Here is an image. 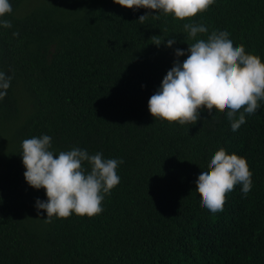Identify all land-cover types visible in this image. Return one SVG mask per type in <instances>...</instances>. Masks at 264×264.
<instances>
[{
	"label": "trees",
	"instance_id": "obj_1",
	"mask_svg": "<svg viewBox=\"0 0 264 264\" xmlns=\"http://www.w3.org/2000/svg\"><path fill=\"white\" fill-rule=\"evenodd\" d=\"M11 4L12 27L0 28V70L12 76L0 100V264H264V101L236 131L226 109L206 102L189 124L148 109L174 49L195 42L187 22L227 26L264 60V0H215L193 17L143 22L147 9L114 0ZM41 133L57 150L122 158L102 212L38 217L36 198L47 197L24 178L21 142ZM219 147L246 157L253 184L246 196L234 185L211 212L196 176Z\"/></svg>",
	"mask_w": 264,
	"mask_h": 264
},
{
	"label": "clouds",
	"instance_id": "obj_2",
	"mask_svg": "<svg viewBox=\"0 0 264 264\" xmlns=\"http://www.w3.org/2000/svg\"><path fill=\"white\" fill-rule=\"evenodd\" d=\"M115 3L136 11H148L138 17L143 22L149 15L172 14L175 18L193 17L207 9L215 0H114ZM156 10V11H151ZM11 0H0V28H11ZM188 37L195 42L187 49L175 48L176 59L163 76L159 87L148 99V109L153 117L180 124L197 121L207 103L226 109L225 116L232 131L253 114L264 101V60L258 54L247 52L235 40L227 26H217L209 31L207 25L190 21L183 25ZM207 33L206 38H198ZM13 36L19 33L13 31ZM175 36L164 41L171 47ZM161 42H156L159 45ZM183 61L179 57L185 56ZM12 76L0 70V100L7 94ZM52 136L46 133L22 140L21 157L25 167L26 182L45 190L47 199L36 198L38 217L40 209L46 211L45 220L69 217L73 213L89 217L102 212L105 194L110 193L121 177L117 172L122 158L105 157L101 151L90 153L86 148L72 147L57 150L52 147ZM198 188L202 190L203 205L211 212L222 211L226 193L236 184L247 195L252 188V171L244 156L229 153L224 147L215 150L207 166L200 167Z\"/></svg>",
	"mask_w": 264,
	"mask_h": 264
}]
</instances>
